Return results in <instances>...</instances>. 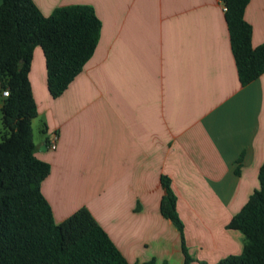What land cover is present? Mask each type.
<instances>
[{"label":"crops","instance_id":"1","mask_svg":"<svg viewBox=\"0 0 264 264\" xmlns=\"http://www.w3.org/2000/svg\"><path fill=\"white\" fill-rule=\"evenodd\" d=\"M31 1L44 17L87 6L100 22L93 55L55 99L33 51V143L49 166L41 193L55 224L85 208L128 264H183L179 232L159 210L165 177L193 264L241 254L244 237L227 225L259 186L264 74L240 85L221 5ZM244 20L252 47L264 46V0H249Z\"/></svg>","mask_w":264,"mask_h":264},{"label":"trees","instance_id":"2","mask_svg":"<svg viewBox=\"0 0 264 264\" xmlns=\"http://www.w3.org/2000/svg\"><path fill=\"white\" fill-rule=\"evenodd\" d=\"M248 2L222 0L242 87L264 74V46L252 47L251 27L244 20ZM99 32L100 22L87 6L57 8L44 17L31 0H1L0 264H128L87 209L80 208L55 224L41 193L49 166L35 156L31 129L37 116L29 81L34 49L42 51L47 91L55 99L82 72L95 51ZM3 90L7 97H2ZM258 183L227 225L243 235L242 252L218 264H264V163L258 170ZM161 185L165 194L160 214L179 232L183 264H190L169 180L162 177Z\"/></svg>","mask_w":264,"mask_h":264},{"label":"built area","instance_id":"3","mask_svg":"<svg viewBox=\"0 0 264 264\" xmlns=\"http://www.w3.org/2000/svg\"><path fill=\"white\" fill-rule=\"evenodd\" d=\"M216 1L221 5V8H222L223 12H225L226 8L222 4V0H216ZM1 95H2V97H7L8 96V92L6 90H3ZM56 141H57V136L55 135V136H53L52 144L50 145V149L54 150L56 148Z\"/></svg>","mask_w":264,"mask_h":264},{"label":"rangeland","instance_id":"4","mask_svg":"<svg viewBox=\"0 0 264 264\" xmlns=\"http://www.w3.org/2000/svg\"><path fill=\"white\" fill-rule=\"evenodd\" d=\"M31 122H32V121H31ZM31 128H32V134H33V138H34V140L36 141V140L40 139L41 136L39 135V132H38V123L36 122V120L32 122V126H31ZM193 263H195V262H194V260L191 258V262H190V264H193Z\"/></svg>","mask_w":264,"mask_h":264}]
</instances>
